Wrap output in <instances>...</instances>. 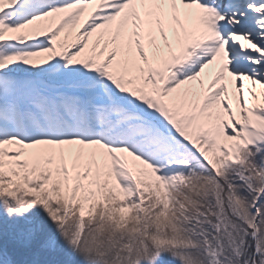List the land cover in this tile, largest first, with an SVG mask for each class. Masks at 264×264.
I'll return each mask as SVG.
<instances>
[{
  "label": "snow or ice",
  "instance_id": "1",
  "mask_svg": "<svg viewBox=\"0 0 264 264\" xmlns=\"http://www.w3.org/2000/svg\"><path fill=\"white\" fill-rule=\"evenodd\" d=\"M0 264H264V0H0Z\"/></svg>",
  "mask_w": 264,
  "mask_h": 264
}]
</instances>
